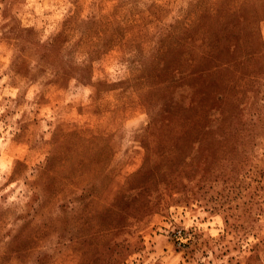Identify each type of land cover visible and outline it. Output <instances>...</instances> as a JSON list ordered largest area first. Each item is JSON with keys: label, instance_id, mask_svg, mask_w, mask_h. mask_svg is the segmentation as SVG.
<instances>
[{"label": "clouds", "instance_id": "1", "mask_svg": "<svg viewBox=\"0 0 264 264\" xmlns=\"http://www.w3.org/2000/svg\"><path fill=\"white\" fill-rule=\"evenodd\" d=\"M11 3L12 0L0 2V25L8 23L4 12ZM81 4L85 8L77 18L69 12L75 11L71 0H40V3L26 0L23 7L34 8L39 18L26 21L24 26L43 29L39 41L44 44L51 35L60 33L58 23L67 19L72 36L58 53L67 89L60 108L72 103L86 111L111 114L107 121L111 129L108 147L101 156L110 159L118 170L128 160L126 149L151 144L147 156L158 167H164L163 152L170 149L165 148L162 130L157 125L181 103L184 89L166 87L145 95L137 84L142 77L146 79L150 73L159 71L162 45L167 41L186 33L199 32L202 38H207L209 33L216 32L234 57L235 68L246 78L248 99L240 112L209 116L212 124L205 136L215 146L209 155L220 170L243 163L250 168L264 165V0H75L77 7ZM45 9L53 14L43 15ZM133 16L145 20L139 27L140 37L123 44L119 55L109 57L104 49L87 42L92 29L110 22L123 24ZM143 39L150 41L148 47L141 42ZM7 67L4 59L0 85L13 76L11 71L3 75ZM53 78V68L36 57L28 62L27 75L18 78V87L0 91V101L5 96L12 98L0 103V117L9 109H16L15 100L18 93L22 94V106L14 114H8L7 124L0 119V264H61L69 258L68 248L76 243L75 221L87 200L70 199L61 209L59 203L53 204V198L71 175L89 165L90 160L80 144L61 141L57 125L65 114L55 107L43 108L39 125L33 126L31 134L22 135V142L28 147L19 155L12 139L20 132L16 121L21 120L23 113L28 114L26 120L32 119L38 107L36 100L44 93L45 83ZM169 79L181 81L183 77L177 72ZM195 143L199 148L203 141L198 139ZM104 176L100 167L89 183L102 188ZM112 212L117 215L120 208ZM197 215L207 214L198 211ZM194 222L197 231L213 238H218L225 229L220 215L211 218L210 224H200L193 217L181 227L186 231L193 228ZM160 255L157 243L156 253L149 260L154 261ZM208 259H212V253Z\"/></svg>", "mask_w": 264, "mask_h": 264}, {"label": "rangeland", "instance_id": "2", "mask_svg": "<svg viewBox=\"0 0 264 264\" xmlns=\"http://www.w3.org/2000/svg\"><path fill=\"white\" fill-rule=\"evenodd\" d=\"M25 2L12 0L4 12L8 23L0 25V57L8 63L3 75H8L9 71L13 73L5 84L0 85V91L18 87V78L27 75V64L36 57L45 66L53 68L54 78L45 83V91L36 100L38 107L32 119L26 120L28 114L23 113L21 120L16 121L20 132L12 137L14 150L18 155L26 150L28 146L22 142V135L31 134L33 126L39 125L43 108L55 107L65 114V119L57 125L61 141L80 144L90 160L89 165L71 175L69 182L53 198V204L59 203L61 209L70 199L87 200L75 221L76 243L68 248L69 258L61 264H145V261L149 264H205V261L207 264H215L216 261L264 264V165L250 168L243 163L220 170L209 155V150L214 151L215 146L205 133L210 130L212 120H193L197 110L195 113L191 110L194 100L187 88L192 83L187 80L186 72L199 61L196 55L206 52L204 45L194 41L196 35L186 33L164 43L161 63L157 66L159 71L150 73L146 79L142 77L137 84L145 95L166 87L184 89L181 103L157 125L162 130L165 148L170 149L163 152L166 164L161 168L152 163L147 156L151 144L142 143L138 148L125 150L128 160L117 170L110 159L100 155L108 147L111 129L107 121L111 114L86 111L81 105L72 103L60 108L67 89L58 53L72 36L67 19L58 23L60 33L51 35L41 44L39 36L43 29L38 30L35 25L24 26L26 21L39 18L34 8L23 7ZM71 2L75 11L69 9V12L78 18L85 5L77 7L75 0ZM52 14L48 9L43 12L45 16ZM144 23L143 18L135 16L123 24L110 22L92 29L87 42L104 49L109 57L119 55L123 44L140 37L139 27ZM141 42L145 47L150 43L147 39ZM4 59H0V67H3ZM230 67L229 72L223 75V86L217 92L229 104L222 107L215 102L213 105L216 113L223 112H219V107L224 109L222 116H229L227 112L232 108L233 97L238 98L233 114L247 106L246 78L235 68V60ZM92 71L95 72L94 65ZM177 72L183 79L170 80L169 77ZM9 100L12 98H3V101ZM15 104L16 109L22 106V94L18 93ZM16 109H9L0 119L7 124L6 117L9 113L14 114ZM125 111L129 109L126 107ZM185 131L190 142L179 152V141L184 139ZM198 139L203 141L199 148L195 143ZM100 167H103L105 176L102 188H97L96 184L89 183V179ZM81 186L86 191H82ZM117 207L120 213L113 215L112 210ZM198 211L207 215H197ZM216 215H220L225 224L224 232L218 238L197 231L195 222L193 228L186 231L181 227L193 217L200 224H210ZM156 237L163 240L157 241ZM185 240L186 243L183 242ZM157 243L161 255L154 261L149 260L156 253ZM209 253H212V259H208Z\"/></svg>", "mask_w": 264, "mask_h": 264}, {"label": "trees", "instance_id": "3", "mask_svg": "<svg viewBox=\"0 0 264 264\" xmlns=\"http://www.w3.org/2000/svg\"><path fill=\"white\" fill-rule=\"evenodd\" d=\"M193 34L196 35L194 41L197 44L204 45L206 52L196 55L195 58L199 59V61L197 64H193L192 68L186 72L187 80L192 83L188 84L187 88L194 100V106L191 110H193V113H195V109L197 110L196 118L193 120L195 122H207V120H210V115L213 117L216 115L213 108L215 102H219L222 107L229 104L228 100L221 97L217 92L224 84L223 75L229 72L234 60H232L233 56L220 34L211 32L207 38H202L200 33ZM231 101L230 107L232 108H229L227 112L229 115L233 114L238 98L233 97ZM222 107L218 108L219 112H224ZM223 112L219 114L222 116ZM183 136H185L183 137L184 139L179 141V152L190 142L189 139H186L189 136L186 131L183 132ZM139 174H142V171Z\"/></svg>", "mask_w": 264, "mask_h": 264}]
</instances>
